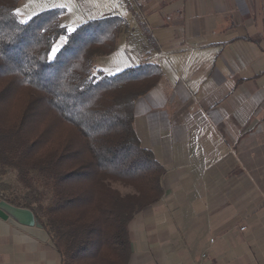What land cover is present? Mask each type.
I'll return each mask as SVG.
<instances>
[{
  "label": "crops",
  "instance_id": "obj_1",
  "mask_svg": "<svg viewBox=\"0 0 264 264\" xmlns=\"http://www.w3.org/2000/svg\"><path fill=\"white\" fill-rule=\"evenodd\" d=\"M91 2L95 20L128 24L96 70L113 76L150 61L163 73L137 101L135 129L167 171L165 194L135 217L130 264H264V0ZM0 264L62 257L44 229L0 219Z\"/></svg>",
  "mask_w": 264,
  "mask_h": 264
},
{
  "label": "trees",
  "instance_id": "obj_2",
  "mask_svg": "<svg viewBox=\"0 0 264 264\" xmlns=\"http://www.w3.org/2000/svg\"><path fill=\"white\" fill-rule=\"evenodd\" d=\"M20 2L0 0V173L16 174L0 197L35 213L62 264H130L131 225L165 194L167 171L135 129L136 103L162 69L147 61L113 76L96 70L128 28L120 16L69 32L64 9L23 23Z\"/></svg>",
  "mask_w": 264,
  "mask_h": 264
},
{
  "label": "rangeland",
  "instance_id": "obj_3",
  "mask_svg": "<svg viewBox=\"0 0 264 264\" xmlns=\"http://www.w3.org/2000/svg\"><path fill=\"white\" fill-rule=\"evenodd\" d=\"M57 4H59L60 7H57L58 6ZM60 4H65V5H60ZM53 6L54 8H61V6L69 7L67 27L68 29L73 31L79 25L83 24V21H80L82 16L83 18L86 17L87 21L101 18L99 17L101 15H98L99 13L97 12V10H95V9L99 10L100 7L95 5L94 2H91V0L89 1L84 0L81 6L77 5L76 0H21L17 9V16L22 22H28L38 14L42 13L43 11ZM80 8L83 11L81 18L79 15H77V10ZM15 180H16V174L14 172H8L6 175H2L0 173V190L10 189V187H13ZM113 186L114 188L118 189L122 194H129L133 192L131 188L125 187L119 183H116Z\"/></svg>",
  "mask_w": 264,
  "mask_h": 264
},
{
  "label": "water",
  "instance_id": "obj_4",
  "mask_svg": "<svg viewBox=\"0 0 264 264\" xmlns=\"http://www.w3.org/2000/svg\"><path fill=\"white\" fill-rule=\"evenodd\" d=\"M0 219L13 220L17 224L30 228L43 229L42 224L30 209L13 206L0 197Z\"/></svg>",
  "mask_w": 264,
  "mask_h": 264
},
{
  "label": "built area",
  "instance_id": "obj_5",
  "mask_svg": "<svg viewBox=\"0 0 264 264\" xmlns=\"http://www.w3.org/2000/svg\"><path fill=\"white\" fill-rule=\"evenodd\" d=\"M241 230H242V231H245V230H246V227L242 228Z\"/></svg>",
  "mask_w": 264,
  "mask_h": 264
}]
</instances>
